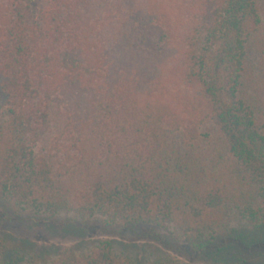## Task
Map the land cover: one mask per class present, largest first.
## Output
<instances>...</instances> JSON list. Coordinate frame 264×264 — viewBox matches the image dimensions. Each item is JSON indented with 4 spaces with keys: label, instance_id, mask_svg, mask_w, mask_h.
Listing matches in <instances>:
<instances>
[{
    "label": "trees",
    "instance_id": "trees-1",
    "mask_svg": "<svg viewBox=\"0 0 264 264\" xmlns=\"http://www.w3.org/2000/svg\"><path fill=\"white\" fill-rule=\"evenodd\" d=\"M34 1L0 0V209L247 264L230 253L264 242V0ZM46 264L139 263L100 240Z\"/></svg>",
    "mask_w": 264,
    "mask_h": 264
},
{
    "label": "rangeland",
    "instance_id": "rangeland-1",
    "mask_svg": "<svg viewBox=\"0 0 264 264\" xmlns=\"http://www.w3.org/2000/svg\"><path fill=\"white\" fill-rule=\"evenodd\" d=\"M42 6L43 0L33 2V17L38 15ZM1 238L10 245L5 259L17 261L21 256L24 259L19 260L20 264H30L31 261L46 264L63 249L83 253L100 240L112 241L118 254L131 255L139 264H149L160 258L175 259L183 264H220V256L199 253L167 230L148 225L114 230L95 224L59 223L46 218L16 219L0 209ZM237 245L240 249H232L231 255L242 257L247 264H264V242L251 247ZM15 249H19L20 254H16Z\"/></svg>",
    "mask_w": 264,
    "mask_h": 264
}]
</instances>
